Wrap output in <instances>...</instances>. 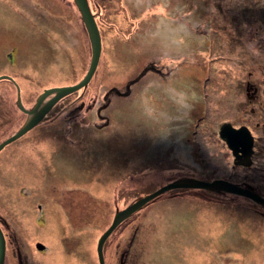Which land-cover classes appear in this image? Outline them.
Wrapping results in <instances>:
<instances>
[{"label": "rangeland", "instance_id": "rangeland-1", "mask_svg": "<svg viewBox=\"0 0 264 264\" xmlns=\"http://www.w3.org/2000/svg\"><path fill=\"white\" fill-rule=\"evenodd\" d=\"M88 4L102 46L91 80L0 150V225L15 229L22 251L33 248L42 225L36 205L44 192L60 191L70 201L45 200L44 218L49 230H76L64 234L65 264H98L96 243L114 213L169 181L228 179L264 195V0ZM90 56L73 0H0V73L13 77L25 108L43 89L79 81ZM146 64L161 72H147L128 95L114 96L109 88L122 92ZM247 82L258 88L254 99L246 97ZM0 93L1 142L27 115L16 105L13 81L2 79ZM223 122L251 131L249 166L233 164L218 135ZM44 236L39 264H64L52 263L59 244ZM103 256L104 264H264V206L167 191L112 231Z\"/></svg>", "mask_w": 264, "mask_h": 264}, {"label": "water", "instance_id": "water-1", "mask_svg": "<svg viewBox=\"0 0 264 264\" xmlns=\"http://www.w3.org/2000/svg\"><path fill=\"white\" fill-rule=\"evenodd\" d=\"M73 2L80 14L81 21L84 24L90 43L91 56L88 68L83 77L74 84L52 86L43 89V91L37 97L35 104L31 108H25L23 106L21 102L19 86L14 81V79L8 75H0V79H9L14 82L17 89L16 104L21 111L27 114L25 123L17 131L0 142V150L36 126L61 98L79 90L80 88L85 87L95 73L102 48L100 31L95 17L89 7L88 0H73ZM249 86V83H247V92L249 90ZM254 91H256V89ZM218 135L231 151L234 165L249 166L251 164L254 139L247 126L243 125L240 127H234L230 122H223L219 127ZM173 189H205L227 192L248 198L257 204L264 206L263 196L259 195L249 187L240 186L229 180L221 178L204 180L195 177H182L169 181L114 213L109 226L98 237L96 243L98 264H104L103 245L112 231L122 221L141 209L150 200L164 192ZM4 254L5 240L0 228V264H3L4 262Z\"/></svg>", "mask_w": 264, "mask_h": 264}, {"label": "flooded vegetation", "instance_id": "flooded-vegetation-1", "mask_svg": "<svg viewBox=\"0 0 264 264\" xmlns=\"http://www.w3.org/2000/svg\"><path fill=\"white\" fill-rule=\"evenodd\" d=\"M7 57L9 58V61H12V55H10V53L7 54ZM0 75H2V74L0 73ZM1 80L2 79H0V81ZM255 89H256V91H255V93H253V91ZM248 91H249L248 95L251 97V99H254L257 97V95H258L257 94V87L250 85ZM0 112H1V93H0ZM43 195H44V201L38 202L36 205L37 210H38V217L36 218V222H38V224L41 223L42 225L38 226V233H35L36 236L38 237V239L33 242V246H32L33 248L26 247V249L24 251H22V249H21L22 244L20 243L19 236L17 235L15 229L9 228L5 224H2V226L0 225V228H1L3 236H4V240H5L4 261H5V257L9 256L12 259L13 264H15V263L16 264H39V263H41V261H42L41 256L47 251L46 247H48L46 242H45V236L44 235H49L59 244V246L58 247L55 246V249H53V251H52V256H53L52 263H57L58 259L60 260V262H63L61 259L66 260L65 257L61 256L62 253L59 252L60 248L65 247V244H66V240H65L66 235H64V234L74 232V235H75L76 230L73 229L72 227H69L68 224H67L68 230L63 229L61 225H60L59 229H61V228L62 229L59 230V232H57V233L54 230H52L54 226H52V229L49 230V228H48L49 225L47 224L46 218H44V213L48 212V209L45 205V200L48 203L51 200H56V202L62 204L63 202L70 201V198L67 200V198L65 196L60 194V191H59V193H56V197H54L53 195L47 194V192H44ZM52 196H53V198H52ZM49 197L51 199H49ZM74 199H76V198H74ZM61 200H64V201L60 202ZM70 213L71 214L69 216L74 217V215L71 211H70ZM45 215H47V214L45 213ZM56 218L58 220V217H56ZM42 236H44V238H41ZM68 241H71V238L67 239V242ZM35 252L37 254H39L40 257L35 255ZM22 253L24 254L25 257L27 256L26 260L23 259L22 255H21ZM64 253H65V251H64ZM57 256H59V257H57ZM36 257L38 259L37 261L35 260ZM67 259H69V258H67ZM3 264H4V262H3ZM45 264H48V263L46 262ZM49 264H51V263L49 262Z\"/></svg>", "mask_w": 264, "mask_h": 264}, {"label": "trees", "instance_id": "trees-1", "mask_svg": "<svg viewBox=\"0 0 264 264\" xmlns=\"http://www.w3.org/2000/svg\"><path fill=\"white\" fill-rule=\"evenodd\" d=\"M152 65V66H151ZM147 66V67H146ZM144 68H142L141 69V73H139L138 74V76L135 78V79H133V80H130V81H127V83H126V86H125V90H123L122 92L121 91H119V89H116L117 87H114V86H111L109 89H110V91L112 92V93H114L115 92V95L114 96H122V97H124V96H126V95H128L129 93H130V88L132 87V84H134V83H136L139 79H142L145 75H146V73L147 72H155V73H157V72H161V70H159V68H156L155 67V65L154 64H149V67H148V65L146 64V65H144L143 66ZM146 67V68H145ZM247 83H249V82H247ZM247 83H246V85H247ZM249 85H251L250 83H249ZM108 89V90H109ZM245 90L247 91V89L245 88ZM257 90H258V88H257ZM253 93H255V91H253ZM107 96H108V93H107ZM246 97L248 98V100H250L251 99V97L246 93ZM64 98V97H63ZM108 98V97H107ZM62 99V98H61ZM106 103H108V100L106 101ZM17 105V104H16ZM18 107V106H17ZM53 108V107H52ZM97 116H98V118L99 119H102V121L104 122V126H106V125H108V118L106 117V116H104V115H102V114H100L98 111H97ZM106 117V118H105ZM188 177H194V176H188ZM214 179V178H213ZM212 180V179H211ZM228 180V179H227ZM229 181H231V180H229ZM231 182H234V181H231ZM234 183H236V184H238V185H240V186H244V187H249V188H251L253 191H255L251 186H245V185H242L241 183H238V182H234ZM122 189V188H121ZM173 190H191V189H173ZM192 190H201V191H204V192H206V191H208V192H214V193H218V194H227V195H233V196H237V197H241V198H244V199H247L248 201H251V202H253L252 200H250V199H248V198H245V197H242V196H238V195H235V194H231V193H227V192H221V191H212V190H205V189H192ZM169 191H171V190H169ZM256 192V191H255ZM261 196H263L264 197V195H261ZM150 202V201H149ZM148 202V203H149ZM253 203H255V202H253ZM147 204V203H146ZM140 210V209H139ZM138 210V211H139ZM130 217V216H129ZM128 217V218H129ZM207 218V217H206ZM126 220V219H125ZM124 220V221H125ZM124 221H122L119 225H121ZM118 225V226H119ZM117 226V227H118Z\"/></svg>", "mask_w": 264, "mask_h": 264}, {"label": "bare ground", "instance_id": "bare-ground-1", "mask_svg": "<svg viewBox=\"0 0 264 264\" xmlns=\"http://www.w3.org/2000/svg\"><path fill=\"white\" fill-rule=\"evenodd\" d=\"M2 75H6V74H2ZM8 76H9V75H8ZM10 77H11V76H10ZM12 78H13V77H12ZM52 230H54V231L57 233V231L55 230V226L53 227ZM83 231H85V230H83ZM83 231H81V233H84ZM57 257H59V256H57ZM193 257H194L195 259H198L199 262H200V261L202 262V260H203L202 257H201V258H200V257H199V258H196L195 256H193Z\"/></svg>", "mask_w": 264, "mask_h": 264}]
</instances>
